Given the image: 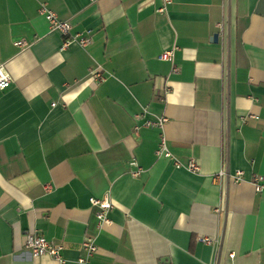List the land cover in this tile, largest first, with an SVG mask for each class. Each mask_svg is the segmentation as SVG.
<instances>
[{
  "label": "crops",
  "instance_id": "obj_1",
  "mask_svg": "<svg viewBox=\"0 0 264 264\" xmlns=\"http://www.w3.org/2000/svg\"><path fill=\"white\" fill-rule=\"evenodd\" d=\"M164 3L0 0V264H83L88 232L89 264H264V0ZM42 4L91 42L64 46ZM162 132L198 172L156 154ZM35 231L63 263L32 256Z\"/></svg>",
  "mask_w": 264,
  "mask_h": 264
},
{
  "label": "built area",
  "instance_id": "obj_2",
  "mask_svg": "<svg viewBox=\"0 0 264 264\" xmlns=\"http://www.w3.org/2000/svg\"><path fill=\"white\" fill-rule=\"evenodd\" d=\"M165 3L162 7L158 9V11H165L167 4L171 0H164ZM40 13L45 16L47 19L50 29L52 31H59L62 35L66 36V41L64 43V46L68 45L71 41H77L82 46H86L88 43L91 42V38L89 36L83 35L81 33H72V24L68 20H62L59 18L57 13L47 7L46 4H42L40 7ZM18 45H23V41H18ZM175 50L176 47L167 49L163 51L160 54V59L169 61L172 64V72L178 71V67L175 64ZM91 76L95 81H104L105 76L100 72V69L94 68L91 70ZM11 82V76L2 68L0 67V88L4 89L10 85ZM169 91V88L167 87L166 92ZM144 112H146V108L144 109ZM143 113L137 114L136 118H141ZM169 121L168 117L165 115H159L156 116L154 119H147L143 123V126L145 127H158L161 130H163L165 124ZM141 125L136 124L134 126V131L137 132L140 129ZM156 154L159 157H166L169 158L172 162L174 167L176 168H186L189 171L192 172H198L200 170L199 164L195 159H190L187 162H183L182 160L175 157L171 151L168 148L167 145V139L162 132L160 135V142L156 149ZM132 165H135L136 162L132 161ZM134 175L139 174V171H132ZM225 172L221 171L219 173L220 176H222ZM241 171L237 172V175H241ZM263 177L260 175H255L253 179V183L258 191H263L264 184L262 183ZM92 205L97 207L96 210V217H97V228L101 229L105 224H108L111 222V220L108 217V213L110 209L113 207L112 202L105 198V199H98L95 197L91 198ZM200 241L207 243V244H213L214 240L210 237H200ZM26 248L30 250L33 257H38L41 255L48 254L61 263L64 262V258L62 256L61 250L62 247L59 245H56L49 241L45 236L38 232H30L27 234L26 237ZM83 249L85 251L84 255L80 258V262L83 264H89L90 258L97 252L98 245L96 243V234L88 232L85 236V239L82 243ZM233 256V254H232Z\"/></svg>",
  "mask_w": 264,
  "mask_h": 264
},
{
  "label": "water",
  "instance_id": "obj_3",
  "mask_svg": "<svg viewBox=\"0 0 264 264\" xmlns=\"http://www.w3.org/2000/svg\"><path fill=\"white\" fill-rule=\"evenodd\" d=\"M217 36L215 35V38H216Z\"/></svg>",
  "mask_w": 264,
  "mask_h": 264
}]
</instances>
